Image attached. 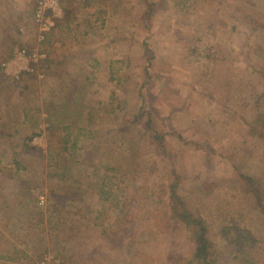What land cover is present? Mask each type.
I'll list each match as a JSON object with an SVG mask.
<instances>
[{"label": "rangeland", "instance_id": "rangeland-1", "mask_svg": "<svg viewBox=\"0 0 264 264\" xmlns=\"http://www.w3.org/2000/svg\"><path fill=\"white\" fill-rule=\"evenodd\" d=\"M39 2L0 0V61L48 53L0 70V264H192L172 187L214 264H264V0H63L42 42Z\"/></svg>", "mask_w": 264, "mask_h": 264}, {"label": "trees", "instance_id": "trees-1", "mask_svg": "<svg viewBox=\"0 0 264 264\" xmlns=\"http://www.w3.org/2000/svg\"><path fill=\"white\" fill-rule=\"evenodd\" d=\"M62 133L60 134V145L59 152L63 154L68 151V144L70 141L69 128H62ZM80 134H78L76 138V142ZM55 154L54 149H50V155L53 156ZM109 173L114 174V176H118L124 174L125 172L119 171L117 169L110 168L108 169ZM128 173H135V170L126 171ZM171 202V216L177 222L184 224L186 227L196 226L199 229L198 236L196 238V247L194 252V258L192 264H214L212 261L213 252L211 250V243L208 238V229L204 225L202 221L196 218L194 213L188 208L186 203L183 201L181 197H179L176 193L175 188H171V196H169ZM260 211L264 215V204L262 203V199H259Z\"/></svg>", "mask_w": 264, "mask_h": 264}, {"label": "built area", "instance_id": "built-area-1", "mask_svg": "<svg viewBox=\"0 0 264 264\" xmlns=\"http://www.w3.org/2000/svg\"><path fill=\"white\" fill-rule=\"evenodd\" d=\"M63 0H40L37 10L34 14V21L39 28V41L42 42L48 32L52 30L58 19L63 16V9L61 2ZM44 55L38 51H29L27 48L19 49L15 52L14 57L6 61L3 65L7 75L14 74L18 76L20 73L34 72L31 64L36 63L42 59ZM41 137H36L34 142L41 144Z\"/></svg>", "mask_w": 264, "mask_h": 264}, {"label": "crops", "instance_id": "crops-1", "mask_svg": "<svg viewBox=\"0 0 264 264\" xmlns=\"http://www.w3.org/2000/svg\"><path fill=\"white\" fill-rule=\"evenodd\" d=\"M35 13V12H34ZM55 26H56V24H55ZM53 27L52 28V30L50 31V32H48L47 33V35H46V39H48V36H50L51 35V33L53 32V31H55L58 27ZM10 37L13 39V40H15L16 41V35H15V31H11V35H10ZM46 39H45V41H46ZM8 42V40L6 41H0V55H4V54H7L8 52H5V51H3V49L4 48H7L6 47V44H13L14 42L12 41V42H10V43H7ZM6 43V44H5ZM34 48V46H31V47H29V51H31L32 49ZM41 53L44 55V57L41 59V61H47L48 60V53H46L45 51H43L42 49H41ZM6 62V60H1L0 61V63L2 64V65H0V70L1 71H3V73L4 74H6L5 73V70H4V67H3V65H4V63ZM4 113H5V111H3ZM23 119H24V117H23ZM2 134V131H1V129H0V135ZM3 135H5L6 136V133H3Z\"/></svg>", "mask_w": 264, "mask_h": 264}]
</instances>
